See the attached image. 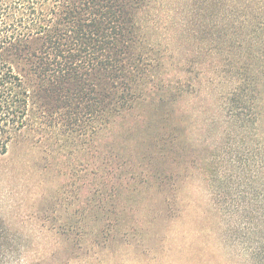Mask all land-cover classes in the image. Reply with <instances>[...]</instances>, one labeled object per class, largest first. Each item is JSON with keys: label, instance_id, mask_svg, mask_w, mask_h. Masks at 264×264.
<instances>
[{"label": "trees", "instance_id": "16d2710c", "mask_svg": "<svg viewBox=\"0 0 264 264\" xmlns=\"http://www.w3.org/2000/svg\"><path fill=\"white\" fill-rule=\"evenodd\" d=\"M192 96L220 100L226 138L253 124L251 245L264 264V0H0V155L25 131L56 147L90 136L96 192L122 176L160 186L184 155L177 113ZM19 246L0 242V264Z\"/></svg>", "mask_w": 264, "mask_h": 264}, {"label": "rangeland", "instance_id": "374dc122", "mask_svg": "<svg viewBox=\"0 0 264 264\" xmlns=\"http://www.w3.org/2000/svg\"><path fill=\"white\" fill-rule=\"evenodd\" d=\"M186 98L189 113H177L184 155L160 186L122 176L123 188L96 192L90 136L56 147L25 131L11 143L0 155V242L21 245L12 264H258L253 124L226 138L220 100ZM233 173L241 176L234 186Z\"/></svg>", "mask_w": 264, "mask_h": 264}]
</instances>
